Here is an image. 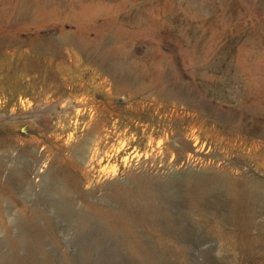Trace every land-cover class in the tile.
<instances>
[{
    "label": "rangeland",
    "instance_id": "374dc122",
    "mask_svg": "<svg viewBox=\"0 0 264 264\" xmlns=\"http://www.w3.org/2000/svg\"><path fill=\"white\" fill-rule=\"evenodd\" d=\"M0 41V264H264L238 225L264 228L240 208L264 193V0H0ZM134 58L157 71L116 84ZM138 86L163 104L145 135L119 112Z\"/></svg>",
    "mask_w": 264,
    "mask_h": 264
},
{
    "label": "bare ground",
    "instance_id": "6f19581e",
    "mask_svg": "<svg viewBox=\"0 0 264 264\" xmlns=\"http://www.w3.org/2000/svg\"><path fill=\"white\" fill-rule=\"evenodd\" d=\"M93 15V12L91 11H85L81 16L79 15V18L80 19H89L90 17H92ZM20 21V20H19ZM2 40V39H1ZM5 40V39H3ZM1 42V41H0ZM5 42V41H4ZM7 44V43H6ZM135 60L132 61L130 63V71L128 72H121V70L119 69L118 66H114L113 64H111L109 67H106L108 70L111 71L112 75H113V80L115 81L116 84H119L122 79H120V77H116L118 76L119 74L121 75V78L123 75L127 76L128 78H130L131 81H134L135 80V77L137 76H140L142 75L144 78L151 75L153 72L157 71V66L156 64L153 62L152 59L150 58H142V59H136L134 58ZM262 66V65H261ZM262 68V67H261ZM88 70V69H87ZM129 73V74H128ZM76 76V75H75ZM88 76V75H87ZM88 79V78H87ZM77 80V79H76ZM254 80V79H253ZM251 80V83L252 81ZM95 82V81H94ZM92 82V84L94 83ZM128 82H130L128 80ZM127 82V83H128ZM254 87H255V93L256 94H259V91H260V88H259V85L260 86H264V79H260V78H257L254 82ZM86 86H89L86 85ZM93 87V85H92ZM91 88V87H90ZM92 89V88H91ZM150 88H148V86H138L136 87L135 89L131 90V92H129L126 96H125V101L126 102H129V101H132L133 103H131L130 105H128L127 107H125L124 109H120L119 112H122V113H125L127 115H129V118L131 119H136L140 122H142V127H143V135L146 134V131L152 127L154 128V126L150 123L146 124L145 121H148L149 119L153 118V116H150L148 113L150 111H152V105L156 106L158 104V108L160 105H163L162 103L160 104L158 101L156 100H152V99H144L142 101H133L136 97L140 96V94H142L145 90H149ZM149 100H151V104L149 103ZM47 102V101H46ZM45 102V103H46ZM113 101H111L110 103H112ZM44 104V103H43ZM65 106V105H64ZM161 107V106H160ZM82 108V107H81ZM157 108V109H158ZM173 111V110H172ZM177 112V111H176ZM156 113V112H155ZM169 113V112H168ZM189 113V112H188ZM1 115V114H0ZM26 116V115H25ZM150 116V117H149ZM149 117V118H148ZM23 127V126H22ZM161 131V130H160ZM93 134V132L90 133V135ZM87 137V136H86ZM87 139V138H86ZM94 140H91V139H88L86 141H80L78 142V144L76 146H74L73 150H74V153L76 154V157H77V160L80 162V163H83V164H86L87 167H90V168H94V164H95V161H94V158H95V152L94 151V147H91L94 143H93ZM147 141V144L150 143V140L149 139H140V137H136L135 139H133L130 143H129V147L130 148H133V150L136 152L138 151V148L140 147V145H142L143 142ZM95 142V141H94ZM232 141L229 142V144H231ZM96 144H94L93 146H95ZM188 145V144H187ZM152 147V146H151ZM153 149V148H152ZM151 149V150H152ZM190 149V148H189ZM192 150V149H191ZM129 151V150H127ZM196 153V152H195ZM125 155H128L127 152H125ZM147 156V155H146ZM152 156V155H151ZM155 156V155H154ZM157 156V155H156ZM211 156V155H210ZM154 158V157H153ZM125 160H127V156H125L124 158ZM155 159V158H154ZM224 159V158H223ZM217 160H221V158H217ZM146 163V162H144ZM233 163V162H232ZM214 165V164H213ZM32 173H35L36 175H38V170H35L33 171L32 170ZM134 173V172H133ZM135 174V173H134ZM11 178H13L15 180V182H19L20 181V178L15 174V173H12L11 174ZM236 193V192H235ZM189 197H190V202L193 201V203H197L199 200H201L202 198H204V196H208V194L205 192V191H200V188H197V187H194L192 189L189 190V193H188ZM237 194H235L236 196ZM128 196V195H127ZM206 196V197H207ZM246 196L247 198L249 199V203L247 202V204H243L242 207L240 208H243L245 211H248V208H251L249 205H251L253 207V205L255 203H257L258 205H261V210L260 212L261 213H264V193H261L259 191H257L256 189H251V190H248L246 192ZM210 198V197H209ZM242 198H245L244 196ZM243 200V199H242ZM241 200V201H242ZM212 201V200H211ZM233 202V201H232ZM237 202L239 201H234L235 204H237ZM255 202V203H254ZM229 202H225L223 203L221 206H225L227 205ZM240 205V204H238ZM236 208L237 209H240L237 205H236ZM60 209H62L63 211H67V208L64 204L62 206H60ZM168 206H165L163 208V206H158L157 207V211H165V212H168ZM252 209V208H251ZM95 210V209H93ZM98 212L99 215L103 216L105 219H103L105 222V228L106 230L104 232H109L111 233L112 232V228H113V225L110 222V219L112 220V214L113 212L108 209V207H104L103 209H101V212L99 210H95L94 212ZM64 212V213H65ZM39 213V212H38ZM37 213V214H38ZM255 214V213H254ZM245 217V216H243ZM246 218V217H245ZM241 219V218H240ZM251 218H249L250 220ZM72 220V219H71ZM13 222V220H12ZM27 222V225L28 224H31L33 226V222L31 221H26ZM36 225V224H35ZM34 225V227H35ZM241 228V231H242V235L241 237L239 238V246L240 245H246V246H249L253 249H256L254 246L257 245V242H261V243H264V228H261V227H257L256 225H254V221L250 220V221H243L241 223L238 224ZM31 229V228H30ZM29 229V230H30ZM103 229V228H102ZM252 229H255L257 230L255 233H251L250 232L252 231ZM14 230V228H13ZM6 231H10V230H6ZM165 231V230H164ZM221 231L225 232V229L223 228ZM164 235V234H163ZM13 236V235H12ZM11 236V237H12ZM11 244H12V249L13 250H17L18 248L20 247H23V246H27L29 245L27 242H29L28 240H23V239H20V237L16 236L15 238H9ZM35 241H39L37 240L36 238L34 239V241L30 244L31 247L33 246V243ZM254 244V245H253ZM38 246V244L36 245ZM248 247V248H249ZM36 249V248H34ZM20 252V251H19ZM251 254H253L251 252ZM256 254V252L254 253ZM263 255L262 254H259V258H261ZM43 257V256H42ZM47 257V256H46ZM7 258H10V256L8 257V255H4L3 258L1 259V261H5ZM26 260V259H25ZM5 263V262H3ZM2 263V264H3Z\"/></svg>",
    "mask_w": 264,
    "mask_h": 264
}]
</instances>
